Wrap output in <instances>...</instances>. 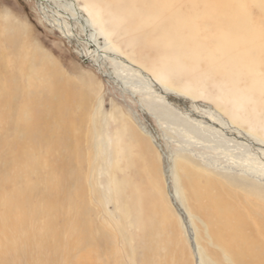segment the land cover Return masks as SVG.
<instances>
[{
    "label": "bare ground",
    "instance_id": "obj_1",
    "mask_svg": "<svg viewBox=\"0 0 264 264\" xmlns=\"http://www.w3.org/2000/svg\"><path fill=\"white\" fill-rule=\"evenodd\" d=\"M37 6L41 12L47 11L45 6L52 9L47 11L49 25L75 46L85 48V54L80 55L83 60L92 61L96 70L123 93L134 99L139 94L144 97L136 100L142 113L147 110L158 122L179 127L200 141L215 142L218 146L232 143L234 147L255 152L253 159L247 157L231 163L230 170L235 173H222L206 164L194 163L183 147L178 149L176 157L180 161L179 173L175 162V169L169 172L167 167L166 173L163 156L161 159L163 181L168 180L169 193L172 189L170 198H174L179 212L185 215L193 234L194 253L191 252L189 264H194V258L196 264H264V167L261 166L264 108L256 106V92L254 97L251 88L239 85L247 77L237 69L236 53L242 43L232 15L225 8L226 0H38ZM104 23L111 25L113 31L107 30ZM208 25L212 27L209 31L212 35L207 32ZM113 32L132 35L133 44L151 50L163 73L158 76L119 53L110 39ZM64 78L52 62L30 54L19 43L18 30L0 27V189L10 187L6 199H13V206H7L1 202L0 192V231L8 227L16 229L22 224L29 198L36 192L49 217L54 216L59 204L56 190L66 179L69 181L81 159L78 144L72 145L71 140L79 139L78 135L73 136V131L80 133L86 98ZM7 79L13 85L9 86ZM195 82L208 83L222 97L201 102L198 95L187 92L189 89L196 92L198 87H191ZM5 115L15 116V121H5ZM252 121L259 125L257 130L261 134L256 133ZM96 137L98 157L103 166H108L109 143L99 129ZM136 146L139 153L153 155L147 165L154 167L158 158L149 139L136 138ZM36 149H42L49 161H46L48 174L43 179L47 187L41 193L37 188L40 174L37 176L35 172L41 164L33 158ZM163 154L169 166L170 157ZM148 168L142 170L140 177L147 185L141 210L147 213L153 206L163 211L164 218L172 217L165 185L158 184ZM13 170L32 184L27 186L21 175L20 178L11 175ZM77 195L70 197L71 205H75ZM250 200L254 201L252 205ZM15 212L23 218L16 219ZM76 212L74 229L79 243L86 245L90 228L83 214L78 209ZM101 242L103 237L97 243ZM77 247L75 244V248L53 250L54 255L60 256L59 264L87 263L89 255ZM180 249L178 244L173 250L168 247L175 259ZM182 258L174 263L186 264ZM0 264H6L5 260H0ZM142 264L152 263L145 257Z\"/></svg>",
    "mask_w": 264,
    "mask_h": 264
},
{
    "label": "rangeland",
    "instance_id": "obj_2",
    "mask_svg": "<svg viewBox=\"0 0 264 264\" xmlns=\"http://www.w3.org/2000/svg\"><path fill=\"white\" fill-rule=\"evenodd\" d=\"M37 2L38 0H0V27L10 26L18 30L19 43L25 46L30 54L41 55L52 62V65L57 68L63 78L65 77L64 79L71 84L72 88L82 91L85 95V120L80 133L77 130L73 131L74 137L79 136L78 141L71 140L72 145L78 144L81 159L75 164L74 173L69 181L66 179L62 187L56 190L59 204L54 216L49 217L45 207L42 203L40 204L39 192H36L29 198V209L24 215L22 224L16 229L8 227L0 231V260H5L6 264H54L55 262L59 264L61 263L60 256L56 252L54 255L53 250L75 248L76 244L78 251L81 249L83 254L89 255L88 262L82 264H142V259L145 257H149L152 264H175V260L183 257L181 260L189 264L191 261L189 258L194 253V244L191 243L193 234L188 228L190 223L185 222V215L179 212L180 209L176 207L174 198L173 200L170 198L172 189L169 193L166 186L169 182L168 180L163 181L165 175L161 157L164 158L166 170L168 167L170 168L168 171L172 172L175 169L173 165L175 162L179 173L180 161L176 157H178V149L183 147L187 150V156L192 162L199 165L206 164L222 173L227 171V173H232L230 167L233 161L247 157L253 159L256 157L255 152L247 151L242 146L234 147L232 143L227 145L222 143L218 146L215 142L200 141L199 138L186 133L179 127L158 122L152 114L146 112L147 110L142 109V113L136 100L144 97L139 94L134 99L127 93H123L112 81L96 70L92 61L83 60L80 55L85 54V48L81 45L75 46L52 28L47 18L50 15L47 11H52V9L45 6V9L48 8L47 11L41 12ZM225 8L232 15L239 33L237 34L238 39L242 43L236 53L239 60L237 69L246 73L247 77L240 81L239 85L251 88L254 97H256V92L257 102L255 104L263 109L264 0H226ZM104 27L110 32L113 31L108 23H104ZM207 28L208 34L212 35L213 32H209L212 27L208 25ZM114 33L111 35L113 39H110L118 48L119 53L158 76L163 73L151 50L137 43L133 44L132 35ZM6 82L9 86L13 85L11 79H7ZM174 82L175 87H178L176 80ZM207 84L195 82L191 87H198L196 92L193 93L190 89L187 92L198 95L197 99L201 102H206L215 96L222 97L219 91H215L211 85ZM256 113L259 117L260 111ZM4 119L12 123L13 120L15 121V116L5 115ZM251 123L256 124L254 125L256 133L261 134V131L257 130L259 125L253 121ZM98 129L109 143L108 166L102 165L96 152ZM139 137L149 139L159 159L155 163V168L147 165L149 159L153 158L151 153H139L136 146V138ZM163 152L170 157L169 166H167ZM44 154L42 149H36L33 154V158L41 164L40 168L37 167L35 170L37 176L41 175L38 177L41 178L40 182L37 181L40 193L47 187L46 180L43 181V179H46L48 174L46 162L48 158ZM255 162L258 163L259 159ZM261 166L264 167V163ZM144 168H148V171L152 170L149 171V175L154 177L158 184L165 185H163L164 193L171 210L173 209L174 218L170 214L164 218L163 211L154 209L153 206L147 213L141 210L140 205L144 202L147 191L146 183L140 179ZM154 169L160 173L154 172ZM15 174L19 178L22 176L20 179H23L27 186L32 184L31 181H26L22 174H17L16 170L11 171V175ZM10 189L8 186H2L0 192L2 193L1 202L11 207L13 199H6ZM72 193L74 195L78 193L77 197H74L75 205H71L70 197L72 199L74 196ZM250 202L251 205L254 203L252 200ZM77 209L83 214L90 228L86 235L88 240L86 245L79 243L78 234L74 229ZM13 216L16 219L23 218L16 212ZM165 219L169 222L167 223ZM11 220L14 221L13 218ZM164 221L168 225H165ZM170 222H173V225ZM161 223L164 227L160 226ZM168 227L175 229L170 230ZM200 230H202L201 226ZM101 237L104 238V242L98 244ZM168 244L172 250L174 245H180L181 253L177 255V259L174 258V253L168 250ZM196 262L194 258V264Z\"/></svg>",
    "mask_w": 264,
    "mask_h": 264
},
{
    "label": "water",
    "instance_id": "obj_3",
    "mask_svg": "<svg viewBox=\"0 0 264 264\" xmlns=\"http://www.w3.org/2000/svg\"><path fill=\"white\" fill-rule=\"evenodd\" d=\"M166 173H167V170H166Z\"/></svg>",
    "mask_w": 264,
    "mask_h": 264
}]
</instances>
